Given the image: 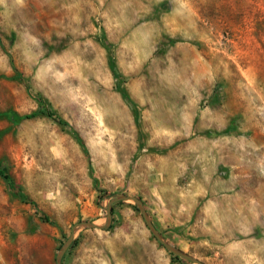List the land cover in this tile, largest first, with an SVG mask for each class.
<instances>
[{"label": "rangeland", "instance_id": "374dc122", "mask_svg": "<svg viewBox=\"0 0 264 264\" xmlns=\"http://www.w3.org/2000/svg\"><path fill=\"white\" fill-rule=\"evenodd\" d=\"M161 240L264 264V0H0V264Z\"/></svg>", "mask_w": 264, "mask_h": 264}, {"label": "water", "instance_id": "95a60500", "mask_svg": "<svg viewBox=\"0 0 264 264\" xmlns=\"http://www.w3.org/2000/svg\"><path fill=\"white\" fill-rule=\"evenodd\" d=\"M122 198H124V199H133V200H135L136 202H138V203L140 204L141 210H142V212H143V215H144V217H145V219H146L147 224L150 226V228H152V229L155 231V227H154V225H153V222L151 221L149 215L147 214V212H146V210H145V208H144L143 203L141 202V200H140L138 197H136V196H128V195L122 196ZM82 223L90 224V225H92V226H94V227H100V228H103V227H104V226H98V225H97L96 223H94V222H82ZM82 223H78L76 226H78V225H80V224H82ZM76 226H75V227H76ZM161 241H163V240H161ZM70 242H71V240L69 241V243H70ZM163 243H164V245H165L170 251H172L173 253H175V254H177V255H179V256H182V257H184V258H187L188 260H190V261H192V262H195V263H198V264H205L202 260H200V259H198V258H196V257H194V256H192V255H189V254L183 253V252H181V251L175 250L170 244H167V243H165L164 241H163ZM66 248H67V247H65V248L61 251V253L59 254V257H58V264H61V259H62V256H63L64 252L66 251Z\"/></svg>", "mask_w": 264, "mask_h": 264}, {"label": "trees", "instance_id": "16d2710c", "mask_svg": "<svg viewBox=\"0 0 264 264\" xmlns=\"http://www.w3.org/2000/svg\"><path fill=\"white\" fill-rule=\"evenodd\" d=\"M48 114L52 115L53 113L51 111H49ZM34 115H35L34 113L26 114V115L14 114V117L17 118V119H21V118H30V117H32ZM61 123H65L64 120H61ZM5 178L8 179V183H9L10 188L15 193L20 194L19 189L17 188V186L15 185V183L13 182V180H11L8 175H5ZM21 195H23V194H21Z\"/></svg>", "mask_w": 264, "mask_h": 264}]
</instances>
